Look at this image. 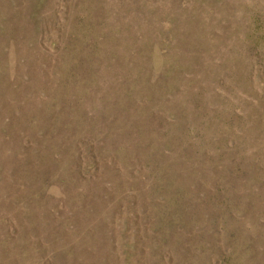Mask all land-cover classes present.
<instances>
[{"label":"rangeland","instance_id":"obj_1","mask_svg":"<svg viewBox=\"0 0 264 264\" xmlns=\"http://www.w3.org/2000/svg\"><path fill=\"white\" fill-rule=\"evenodd\" d=\"M0 264H264V0H0Z\"/></svg>","mask_w":264,"mask_h":264}]
</instances>
